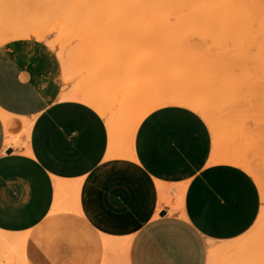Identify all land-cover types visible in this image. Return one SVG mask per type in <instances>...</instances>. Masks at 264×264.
<instances>
[{
    "label": "crops",
    "instance_id": "crops-1",
    "mask_svg": "<svg viewBox=\"0 0 264 264\" xmlns=\"http://www.w3.org/2000/svg\"><path fill=\"white\" fill-rule=\"evenodd\" d=\"M49 43L0 45V264H207L209 244L248 232L258 187L243 168L211 162L202 116L157 107L138 123L130 156L116 135V156L105 119L61 98L78 76L63 79ZM65 59L66 72L106 84L109 68L96 73L88 58L84 76Z\"/></svg>",
    "mask_w": 264,
    "mask_h": 264
},
{
    "label": "rangeland",
    "instance_id": "rangeland-1",
    "mask_svg": "<svg viewBox=\"0 0 264 264\" xmlns=\"http://www.w3.org/2000/svg\"><path fill=\"white\" fill-rule=\"evenodd\" d=\"M119 1L120 3L112 1L115 6H111V2L108 3V0H1L0 23L2 22L1 25H4V22L12 23L14 26L16 24L15 27H22L29 37H34L37 40H49L51 48L58 47V54L65 69L70 65L69 61L65 59L68 57L72 66L78 68L84 76L87 75L88 58L91 59V66L94 61L96 73L99 69H110V74L105 78V80L107 79L106 84L100 88L94 84L97 77L93 80L92 77L91 79L81 77L80 73L74 72L73 74L68 73V80L78 76L75 85L80 86L85 92L95 95L92 102L95 97L100 102L96 104V107H99L101 103L108 106H105L108 111L105 109L103 112L101 110L103 105H100L99 111L101 110L102 114L107 113L106 116L112 118L115 125L118 126L114 135L116 132L119 133V130L124 131L123 142L126 146L128 145L127 151L130 150L135 131L133 129L140 122V118L150 112L153 103L156 104V99L159 101L161 97L167 98L168 95L170 99L173 96L176 97L175 100L179 99L180 104L173 102L172 105L186 106L202 116L210 128L213 148L218 144L221 150L222 147H224L223 149L232 147L242 150V152H248V157L251 158L250 163L252 162L253 164H251L255 167L252 168L251 176L259 190L260 209L248 232L237 238L240 240L239 238L251 236L254 234V230L257 231L256 234L258 231L264 232V228H262V226L264 227V70L255 69V54H253L259 48V45L255 44L257 43L255 41L259 40V35L255 36L257 39L252 44L248 40L251 37H245L247 33L241 36L243 29L236 22L235 25L238 28L236 30L241 32H236V37H233L232 35L235 34L233 31L227 32V30V33H223L224 28L230 30L231 26L228 25H211L212 23L209 25L208 22V24H204L205 22L202 24L201 20V24L195 21L192 24L187 20L185 21L188 24L176 23L172 20L174 15L172 11L173 15H168L171 17L168 18L169 21L164 20L165 24H158V22L151 24V20L149 21L147 17L149 13H145L149 22H145L147 20L144 21V19L142 22L140 20L143 17L144 7L140 6L142 10L141 8L139 10L143 13L139 11L137 14V8L134 11L133 7H129L131 1L129 3L125 1V6L121 0ZM133 1L135 2V0ZM134 2L132 3L134 4ZM113 3L111 4L114 5ZM129 8L134 11V14L128 11L132 13V16L126 14ZM123 10L125 14H123ZM175 10L176 12L180 11L179 9L173 11ZM110 12L114 15L111 16ZM151 13L153 12H150V17L154 15ZM135 16L138 21L135 20ZM151 22L153 23V21ZM216 22L220 23L218 20ZM18 25L19 27H17ZM242 26L245 31L253 32L252 28H249L252 27L250 22L248 26L246 24H242ZM35 27L40 29L39 34H43L39 39L36 36L38 34L34 33ZM258 27L254 26L256 30ZM238 34L240 35L238 36ZM234 39H236L237 45H235ZM258 43L261 42L258 41ZM248 49L252 52L250 51V53ZM62 52L65 58L61 54ZM242 52L253 55H249L248 59H245L246 54L243 56ZM257 53L259 52L257 51ZM46 57L43 54L36 55L34 62L41 64ZM240 62L244 63H241L243 66ZM121 105L126 108V111L122 110L124 108ZM158 105L161 104L158 103ZM155 107L154 105L153 109ZM141 109L147 110L145 112ZM137 113L142 114L138 118L139 120H137ZM132 114L135 116L132 117ZM106 116L102 115L104 119L106 118L107 126V122L111 120ZM129 116L133 119H128ZM113 134L111 135L112 139ZM112 139H110V144L114 141ZM118 147L114 150L116 154ZM260 176L261 178H259ZM262 213L263 215H261ZM254 235L251 236V242H254V239L257 242V237L255 236V238ZM237 238L216 241L212 244L213 246L218 245L220 248L219 244L222 243H231V245L234 242L237 243ZM233 240L234 242H229ZM255 242L251 245L259 247L258 250L256 249L259 254L257 252L258 255H256L255 248L251 246L252 262L264 264L263 246L257 245ZM211 247L208 245V249L210 248L213 250L212 252L216 253L213 255L210 252L213 255L210 256L208 251V259L214 258L215 261L212 260V263L215 264L216 261H219L223 249L220 248L218 251ZM227 250L225 249V251ZM227 253L235 256L232 255L230 249ZM222 256H226V254L223 253ZM229 258L232 260L235 257ZM225 260L224 262L222 260L223 264H227ZM218 264L222 263L218 262Z\"/></svg>",
    "mask_w": 264,
    "mask_h": 264
},
{
    "label": "bare ground",
    "instance_id": "bare-ground-1",
    "mask_svg": "<svg viewBox=\"0 0 264 264\" xmlns=\"http://www.w3.org/2000/svg\"><path fill=\"white\" fill-rule=\"evenodd\" d=\"M1 1V0H0ZM109 2L108 3H113L112 1H114V0H108ZM116 1V3L117 2H119L120 3V1L119 0H115ZM122 1V3H124V5L123 6H125L126 4H125V1L127 2V3H129L130 1H131V3H129V7H133L132 8V10H137L136 12H137V14H138V12L139 11H141L142 10V8L141 7H147V8H143V10H144V13L141 11V13H143V17H145V18H141L140 16H138V17H140L142 20H140V18H139V20L140 21H142V22H144L145 20H147V21H145V22H149L150 20L151 21H153V23L150 21V23L151 24H154V23H156V22H158V24H163L164 23V20L165 19H167L168 20V18L169 17H171V16H168V15H170L172 12L174 13V15L173 14H171V15H173V18H172V20H174V21H176V23H185V24H188L185 20H187V21H191V23L192 24H194L195 22L196 23H200V20H201V22H202V24L204 23V24H206L207 22L209 23V25H210V23H212L211 25H228V26H231V28H230V30H229V28L227 29V28H224L223 30L225 31H223V33H227V32H232L233 31V33H235V34H233L232 36L233 37H236V34L237 33H240L241 31H238L237 32V30H238V28L236 27L237 25H235V22L237 23V24H239V27H241V29H243V32L241 33V36L244 34H249L248 36H247V34L245 35V37H251L250 39H248L249 41H251L252 42V44L254 43L253 41L255 40V39H257V37L255 38V36L257 35H259V42H261V43H258V41H255V42H257V43H255V44H257V45H259V48H258V46L256 47V49H257V51L259 52V53H257V51L255 52V53H253V54H255L254 56H255V58H254V63H255V65H254V67H255V69H259V70H264V0H135V2L133 1V0H121ZM124 1V2H123ZM132 2H134V4L132 3ZM1 3V2H0ZM110 3V5L111 6H115V4L114 5H112ZM135 3H136V5H135ZM130 4H131V6H130ZM109 5V6H110ZM119 5V4H118ZM136 6V7H135ZM139 6V7H138ZM141 6V7H140ZM127 7V6H126ZM149 7V8H148ZM120 8H121V6H120ZM135 8H137V9H135ZM141 8V10H139ZM170 8H171V10H170ZM151 9V10H150ZM168 9H169V11H168ZM174 9H179L180 11H177L176 12V10L175 11H173ZM183 9H186V10H184V11H186V12H184L183 11ZM110 10H112V9H110ZM120 11H121V9H119ZM126 10V9H125ZM130 8L129 9H127V13L126 14H128L127 16H130V14H131V16H132V13L134 12V11H132ZM164 10H167L168 11V13H167V11L165 12ZM182 10V11H181ZM124 11V10H123ZM122 11V12H123ZM128 11H131V12H128ZM172 11V12H171ZM121 12V13H122ZM150 12H153V13H151V14H154L153 16L151 15V17H150ZM176 12V13H175ZM10 13V12H9ZM111 13V12H110ZM145 13H149L148 15H147V17L149 18V21H148V18H146V15H145ZM167 14V17H166V14ZM1 14V13H0ZM123 14H125V11H124V13ZM122 14V15H123ZM134 14V13H133ZM112 15H114V14H112L111 13V16ZM142 15V14H141ZM2 16V15H1ZM127 16H125L126 18H129V17H127ZM176 16V17H175ZM7 17V16H6ZM134 17V16H133ZM155 18V20H154V18ZM3 18V17H2ZM8 18H11V17H9L8 16ZM108 18H109V16H108ZM137 17L135 16V20H137L136 19ZM153 18V19H152ZM1 19V18H0ZM143 19H144V21H143ZM176 19V20H175ZM7 20V19H6ZM167 20H165V21H167ZM171 20V19H170ZM178 20V21H177ZM219 21L220 23H217L216 21ZM2 21V20H1ZM138 21V20H137ZM169 21V20H168ZM173 21V22H174ZM181 21V22H180ZM195 21V22H194ZM214 21V22H213ZM250 22V25L252 26L254 23V25L252 26V27H249V28H252V31L254 32L255 30H256V28H254V26H259L258 28H257V30H256V32L254 33V34H252L253 32H248V30L247 31H245V28L242 26V24H246L247 26L249 25V22ZM4 22V21H3ZM10 22H11V20H10ZM162 22V23H161ZM226 24H225V23ZM247 22V23H246ZM2 23V22H1ZM1 23H0V25H1ZM169 24H170V22H168ZM207 23V24H208ZM215 23V24H214ZM222 23V24H221ZM230 23V24H229ZM234 23V24H233ZM11 24V25H10ZM5 23L4 22V25L2 24L1 26H0V45L2 44V43H4V42H7V41H9V40H12V39H16V38H23V37H29V34L28 33H26V32H24V30H22V27H20V28H16L15 26H16V24H15V26H14V24L12 25V23ZM157 24V23H156ZM165 24V23H164ZM201 24V23H200ZM17 27H19V25L17 26ZM237 29V30H236ZM220 30V29H219ZM228 30V31H227ZM213 32H214V30H212ZM227 31V32H226ZM235 31V32H234ZM245 31V32H244ZM222 32V31H221ZM237 32V33H236ZM258 32V33H257ZM34 33H36V34H38V35H36L37 37H38V39L40 38V37H42V35L43 34H39L40 33V29L39 28H34ZM41 33H42V31H41ZM235 35V36H234ZM240 34H238V36H239ZM243 35V36H244ZM252 35H254V36H252ZM238 36H237V38H238ZM244 37V38H245ZM236 38V39H237ZM246 38V39H247ZM253 38V39H252ZM236 39H234L235 40V42H236ZM243 39V38H242ZM245 40V39H244ZM243 40V41H244ZM239 42H240V39L238 40ZM245 42H246V40H245ZM238 43L236 42V44L235 45H237ZM247 46L249 45V44H246ZM242 46V45H241ZM243 47V46H242ZM250 49H252L251 47H249ZM254 48H255V46H254ZM238 49V48H237ZM255 49V50H256ZM239 50V49H238ZM245 50V49H244ZM249 50V49H248ZM253 50V49H252ZM252 50H249V52L251 51L252 52ZM236 51V50H235ZM237 52V51H236ZM241 52V51H240ZM244 52V51H243ZM242 52V54H243V56L246 54V53H243ZM250 52V53H251ZM239 53V52H238ZM241 54V53H240ZM241 54V55H242ZM253 54H249V55H253ZM257 54V55H256ZM249 55H245L246 57L247 56H249ZM253 56V57H254ZM246 57H244L245 59H248V57L246 58ZM240 59V58H239ZM243 59V58H242ZM242 59H241V61H242ZM251 59V58H250ZM253 59V58H252ZM238 60V59H237ZM236 60V61H237ZM235 61V62H236ZM243 61H245V60H243ZM247 61H250V60H247ZM252 62V61H251ZM244 64L243 62H240V64ZM253 63V64H254ZM241 64V65H242ZM246 65V64H245ZM252 65V64H251ZM62 67H63V71H64V76H62L63 77V79L65 80V81H67L68 79H69V76H68V72H66V69H65V67L63 66V64L61 65ZM243 66V65H242ZM241 66V67H242ZM248 66H249V63H248ZM61 67V68H62ZM237 67V66H236ZM240 67V66H239ZM254 67H252V68H254ZM240 69H242V68H240ZM257 69V70H258ZM62 71V72H63ZM69 81V80H68ZM74 86H73V89H72V87H71V89L72 90H70V91H67V92H65V91H63V92H61L60 94H62L61 95V98H70V99H73V100H78V101H80V102H83V103H85V104H87V105H89V106H91V107H93L100 115H101V117H102V115L103 116H106V114L104 115V114H102V111L103 112H105L104 110L106 109V107H108L107 105H105V104H99V107H96V104H98V103H100V102H98V100H97V98L95 99L94 98V102H92V98H93V96H95V95H93V94H90V93H88V92H85L80 86H77V85H75V84H73ZM65 92V93H64ZM92 95V96H91ZM60 96V95H59ZM170 97V96H169ZM168 97V95H167V98L166 97H164L165 98V100H163L164 98L163 97H161L160 99H159V101H158V99H156L155 101V103L156 104H154L153 103V105L151 106V108H150V111L153 109V107H154V105L156 106L155 108H157V107H160V106H162L163 104H169V105H172V103L174 102V103H178V104H180L179 103V99H177V100H175L176 99V97L174 98V96H173V98L171 97V99ZM163 100V102H162V100ZM168 99H169V101H168ZM172 100H175V101H172ZM97 101V102H96ZM96 102V103H95ZM159 104H161V105H158V103ZM160 102H162V103H160ZM167 102V103H166ZM168 102H170V103H168ZM94 105H93V104ZM100 105H103V106H101V110L99 111V108H100ZM158 105V106H157ZM174 105V104H173ZM106 106V107H105ZM122 107H123V105H121ZM120 106V108H122ZM127 106V105H126ZM128 107V106H127ZM104 108V109H103ZM124 108V107H123ZM154 108V109H155ZM126 108H124V109H122V110H125ZM128 109V108H127ZM107 111H108V108L106 109ZM130 110H131V108H130ZM129 110V112H131ZM147 110V109H146ZM146 110H142L141 109V111H145L146 112ZM121 111V110H120ZM126 111V110H125ZM129 112L127 113V115L129 114ZM123 113V112H122ZM132 113V112H131ZM136 113V112H135ZM138 113H139V111H138ZM137 113V120H139L138 118H140V116L142 115V114H138ZM1 114V113H0ZM120 115H122V114H120ZM139 115V116H138ZM108 116V115H107ZM106 116V117H107ZM126 116V115H125ZM135 116V115H134ZM133 116V114H132V117H134ZM111 117V116H110ZM131 117V118H132ZM144 116H142L141 118H143ZM3 118V117H2ZM6 118H8V117H6ZM103 118V117H102ZM109 120H111L110 122H107V129H108V133H109V136H110V139H112L111 138V135L114 133V131H116V130H118V126H116L115 124V122H113V119L112 118H109V117H107ZM130 118V116H129V118L128 119H130V120H132ZM141 118H140V120H141ZM15 119H16V117H15ZM121 119V118H120ZM5 120H7V119H5ZM4 120V121H5ZM105 120H106V118H105ZM8 121V120H7ZM115 121V120H114ZM129 121V120H128ZM10 122V121H9ZM5 123H7L6 121H5ZM15 123V122H14ZM129 124H130V122H129ZM137 125H138V123H137ZM12 127V126H11ZM130 127V126H129ZM137 127V126H136ZM133 128V127H132ZM14 129V128H13ZM136 128H134L133 130H135ZM118 132H116V135H118L117 134ZM10 135V134H9ZM114 135V134H113ZM116 135H114V137H113V139L112 140H114V138L116 137ZM121 134H120V130H119V135L118 136H120ZM117 136V137H118ZM131 136V135H130ZM119 138H121V136L119 137ZM126 138H127V136H126ZM131 139V138H130ZM118 140V139H117ZM120 140V139H119ZM124 141V140H123ZM112 142V141H111ZM116 143V141H113L111 144H109V149H110V151L113 153V154H115L116 156H121V155H123L122 153L123 152H118L117 154L115 153V149H116V147H120V145H118V144H115ZM117 143H118V141H117ZM128 144V143H127ZM129 144H130V142H129ZM117 145V146H116ZM121 145H123V144H121ZM264 145V144H263ZM125 146V145H124ZM224 146V145H223ZM119 147H118V149H119ZM127 147H128V145H127ZM224 147H222V150L219 148V146H218V144L217 145H215V147L212 149V155H211V162H214V163H216V162H228V163H231V164H234V165H237V166H239V167H241V168H243L244 170H246L248 173H250V174H253V163L251 164L250 163V156L248 157V152H245V151H243L242 152V150H239V149H234V148H232V147H227L226 149H223ZM119 151V150H118ZM130 150H128L127 151V154L126 155H129L130 156ZM107 156H108V154H107ZM111 156H112V154H111ZM263 157H264V155H263ZM112 158V157H111ZM114 158V157H113ZM120 158V157H119ZM124 158V157H123ZM125 158H128V157H125ZM251 165H252V167H251ZM255 168V167H254ZM257 170V169H256ZM254 171H255V169H254ZM258 172V171H257ZM259 178H261V176L259 177ZM261 180V179H260ZM259 180V181H260ZM262 182V181H261ZM264 185V184H263ZM261 186V185H260ZM264 187V186H263ZM262 189V188H261ZM68 190V189H67ZM262 192H263V190H262ZM68 193V192H67ZM263 194H264V192H263ZM177 196V195H176ZM171 200V199H170ZM169 200V201H170ZM171 202H173V201H171ZM66 206V205H65ZM264 212V211H263ZM261 215H263V213L261 214ZM262 218V217H261ZM264 225V224H263ZM259 227H261V226H259ZM262 228H264L263 226H262ZM261 230V229H260ZM256 230H254V237L256 236L257 237V242H255V239H254V242L255 243H257V245H260V246H263L261 249H262V251L264 250V232H261V231H258V233L256 234ZM261 233V234H260ZM253 235H251V236H253ZM251 236L250 235H248L247 237H242V238H244V239H242V238H239L240 240H238V238H237V243H235L234 242V240L233 241H229V242H234V244H232L231 245V243H222V244H219V246H220V248L221 249H223V250H221V257L218 259L219 261V263H222L223 264V262H224V260L225 261H227V264H258V263H255V262H252V247H254L255 249V254L258 252L257 250H258V248H257V246L256 245H254V246H252L251 245V243H254V242H251ZM255 237V238H256ZM252 240H253V237H252ZM212 242V241H211ZM124 244H126V243H124ZM210 245V244H209ZM227 245H229V246H227ZM127 246V245H126ZM215 246V247H214ZM213 246V244H212V247L211 248H216V249H218V251L220 250V248H218V245H214ZM252 246V247H251ZM228 247H229V249H230V252H232V255H235L234 257L233 256H231V253H230V255H228V251H229V249H228ZM231 247V248H230ZM225 249L227 250V251H225ZM257 249V250H256ZM208 251H209V254H210V252H212L213 250H211L210 248L208 249ZM213 253V255H214V253H216L215 251L214 252H212ZM211 253V254H212ZM223 253L224 254H226V256H222L223 255ZM261 253V252H260ZM210 254V256H213V255H211ZM218 254V253H217ZM258 254H259V252H258ZM258 254H256V255H258ZM220 255V254H219ZM228 255V256H227ZM255 255V256H256ZM261 255V254H260ZM263 256V255H262ZM225 258V259H223V258ZM229 257H231V258H234V259H232V260H230V258ZM222 258V259H221ZM214 258H212V259H207V264H214V263H212L213 261H215V260H213ZM229 259V260H228ZM237 259V260H236ZM213 260V261H212ZM217 260V259H216ZM222 260H223V262H222ZM234 260V261H233ZM217 262V261H216ZM215 262V264H218V262L216 263Z\"/></svg>",
    "mask_w": 264,
    "mask_h": 264
}]
</instances>
